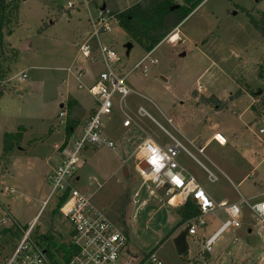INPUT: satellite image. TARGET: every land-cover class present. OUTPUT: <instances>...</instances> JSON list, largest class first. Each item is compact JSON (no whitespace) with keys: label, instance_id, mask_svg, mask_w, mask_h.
I'll return each mask as SVG.
<instances>
[{"label":"rangeland","instance_id":"rangeland-1","mask_svg":"<svg viewBox=\"0 0 264 264\" xmlns=\"http://www.w3.org/2000/svg\"><path fill=\"white\" fill-rule=\"evenodd\" d=\"M5 1L9 3V23L0 43V85L4 89L0 98V232L12 228L19 233L0 234V244L21 239L37 219L31 234L36 244L51 233L60 245L68 246L71 222L55 208L54 198L42 208L51 193L47 176L57 163V152L66 134L67 117L59 113L68 109L69 99H76L81 106L92 104L88 88L106 67L98 40L91 38L85 8L68 9L67 0ZM143 1L97 2H105L117 13ZM239 6L252 10L257 19L264 16V0H206L181 22L182 42L171 44L164 40L154 48L155 63H147L146 73L143 66L136 65L148 52L119 23H114L110 32L102 31L99 40L115 51L119 61L113 68L127 77L134 91L126 98L130 112L143 106L171 134L178 135L168 118L197 146H205V155H201L192 144H185L218 177L217 181L211 182L197 160L183 151L177 160H187L195 179L217 200L239 204L240 226L230 228L213 245L210 261L264 264V243L257 233V219L243 202V198L252 196L255 197L250 203L264 199V134L259 136L261 140L254 134L264 128V34L253 27ZM90 9L94 15L97 13L95 4ZM87 40L91 46L89 58L79 51ZM20 73L27 76L22 81L16 77ZM195 91L207 97L215 95L221 103H197ZM254 98L256 107L262 108L260 114L250 108ZM83 118L81 115L80 120ZM122 118L120 114L112 119L103 117L117 149L85 150L77 166L81 179L74 180V186L86 192L96 206L106 211L113 206L112 215L119 224L124 208L129 231L125 257L137 255L140 261L149 252L157 251L162 264H197L205 239L228 217L222 210L205 216L206 224H196L197 233L186 236V253L179 254L174 239L188 228V223L181 225L178 234L171 235L181 221L178 210L161 201L160 191L152 184L144 183L135 169L134 155L125 164L130 176L121 168L114 171L122 163L121 157L128 158L127 153L121 154L122 146L133 150L146 138V132L166 145L170 141L147 117L139 120L145 132L137 127L125 132L117 125ZM71 122L68 120L67 125ZM20 125L26 128L21 144L5 153L4 133L15 132ZM78 131L79 124L76 134ZM216 132L226 138V145L220 146L214 140L206 144ZM7 187L15 189V193L4 195ZM8 214L13 220L2 224ZM65 253L62 251L58 259L65 262Z\"/></svg>","mask_w":264,"mask_h":264},{"label":"built area","instance_id":"built-area-1","mask_svg":"<svg viewBox=\"0 0 264 264\" xmlns=\"http://www.w3.org/2000/svg\"><path fill=\"white\" fill-rule=\"evenodd\" d=\"M97 1L67 0L68 9L85 8L87 10L88 21L92 30L91 38L98 40L102 61L106 68L100 73L98 80L88 88L96 100V108L85 120L82 133L74 138L65 139L59 147L60 160L47 176L51 185V193L42 204V208H44L49 200L54 198L55 208L73 226L69 237L66 264H162L157 251L149 252L140 261L136 260L137 255H131L130 258L125 257L128 244V234L125 229L109 215L106 209L96 206L86 192L76 188L73 184V181L76 180L80 156L85 150L108 148L115 151L117 149V143L106 135L107 125L103 121V117L112 119L116 112L123 117V126L125 127L135 126L145 132L137 117H147L173 140L172 145L163 149L146 132V138L134 153L137 160L135 169L144 183H150L154 188L164 190L165 194L170 197L169 202L175 201L177 193L195 201L199 214L187 222L188 235L197 233L196 224H206L205 216L215 215L216 211L221 209L227 214L228 219L223 221L220 227L205 239L201 252L202 258L197 262V264H216L209 259L212 247L230 228L240 226V206L237 203H215L194 176L181 167L176 159L179 151L183 150L197 160L190 150L159 124L144 107L139 106L134 113L130 112L126 98L134 91L127 84V77L113 68L114 64L119 61L115 51L102 45L99 40L102 31H112L114 23L119 22L116 14L110 10L105 2L98 3ZM92 4L97 7L95 15L90 9ZM104 5L105 8L103 9ZM173 36H168L166 40L171 43L179 40L174 39ZM153 50L149 51L137 63L136 68L143 66L144 73L147 72V63H155L152 58ZM79 51L85 58L91 56L89 40L80 45ZM16 77L22 81L27 76L25 73H20ZM59 116H66V113L62 110ZM259 133L263 134L264 128L259 129ZM212 139L221 146L227 144L226 138L221 133L216 132ZM194 148L199 154L205 155V147L194 146ZM197 162L208 174L211 182L217 181L218 177L209 168L200 161L197 160ZM125 163H127L126 159H124ZM142 163L144 166H141ZM13 193H15V189L11 187L3 190L4 195ZM261 197H264V192L261 193ZM62 198H64V202L60 205ZM251 199L253 198H243V202L249 206L256 217L257 233L264 243V199L250 203ZM10 217L9 215L7 219L4 218L1 223L6 224L8 220H13V217L9 219ZM36 220H33L21 239L15 240L13 244L8 241L5 244L4 242L0 244V264H57L48 256L45 249L31 238Z\"/></svg>","mask_w":264,"mask_h":264},{"label":"trees","instance_id":"trees-1","mask_svg":"<svg viewBox=\"0 0 264 264\" xmlns=\"http://www.w3.org/2000/svg\"><path fill=\"white\" fill-rule=\"evenodd\" d=\"M203 1L204 0H144L142 3H137L134 6L115 14L119 25L124 29V31L128 33L136 43L149 52L157 47L162 40L176 26L186 19ZM239 8L244 13H247L253 27L261 34H264V16L257 19L253 16L252 10L242 6H239ZM8 9L9 3L5 0H0V43L3 42L4 29L9 23ZM43 29L39 32H42ZM2 75L3 74L0 71V77H2ZM3 94L4 89L2 85H0V98ZM194 94L196 97L198 96L197 91H195ZM197 103L216 105L221 103V100L215 95H211L210 97L201 95ZM261 106H264V99ZM70 124L67 125L65 131L67 139L71 135V128L68 127ZM25 130L26 128L23 125H20L17 131L4 133L2 142L3 151L5 153L13 151L21 144ZM51 132L52 128L49 129V133ZM63 202L64 198L61 199L60 205ZM179 212L181 215V221L177 227L182 224H186L190 219L199 214L198 206L192 198L187 199L186 203L181 207V209H179ZM121 223L123 225L125 224L124 218H121ZM8 232L13 233L14 235L19 233V231H12V228H6L2 230L0 234L5 236ZM39 244L45 249L48 256L57 264H66L69 245H60L51 233L47 235V237H41ZM62 251L66 252L63 256L65 262H63L62 259H58Z\"/></svg>","mask_w":264,"mask_h":264},{"label":"crops","instance_id":"crops-1","mask_svg":"<svg viewBox=\"0 0 264 264\" xmlns=\"http://www.w3.org/2000/svg\"><path fill=\"white\" fill-rule=\"evenodd\" d=\"M206 0H204L203 2H205ZM203 2L201 3V4H203ZM200 4V5H201ZM107 5V4H106ZM199 5V6H200ZM198 6V7H199ZM197 7V8H198ZM196 8V9H197ZM195 9V10H196ZM194 10V11H195ZM181 24V23H180ZM180 24L178 25V26H176L162 41H164V40H166V38L168 37V36H170V35H174V36H176L177 37V39H179V40H177L176 42H178V41H183V39H181L182 38V36H181V32H179V26H180ZM167 41V40H166ZM175 42V43H176ZM171 43V42H170ZM171 44H174V43H171ZM83 76V75H82ZM98 78L99 77H96L93 81H92V83L94 84L97 80H98ZM200 95V94H199ZM197 96L196 98H197V100H199V97L201 96ZM92 96V95H91ZM142 96V95H141ZM204 96V95H203ZM144 97V96H143ZM207 97V96H206ZM93 103L92 104H89V105H84V106H81L80 105V102L79 101H76V99H69V105H68V109H63V111L66 113V117H67V121H66V127H67V123H68V120H71L72 122H71V124H70V126H68V127H70L71 128V135L68 137V139L69 138H72V137H76V136H79L81 133H82V129H83V125H84V122H85V120L94 112V110H95V108H96V100H95V98L93 97ZM255 99L256 98H254V100H253V104H251V109H253V110H256L257 112H258V114H260V110L264 107H262L261 109H258V107H256L257 105H255ZM73 105V106H72ZM64 105L62 104L61 105V107H63ZM80 106V107H79ZM255 108H254V107ZM141 107H143V106H141ZM115 114H119V113H115ZM114 114V115H115ZM81 115H84V118L83 119H81L80 120V116ZM113 115V116H114ZM113 118V117H112ZM141 118H144V117H137V120H138V122H139V120L141 119ZM146 118V117H145ZM148 119V118H147ZM167 121L172 125V127L174 128V130L177 132V134L178 135H173L176 139H178L181 143H183L184 145L186 144V143H190V144H192L193 146H195V147H198V148H200V147H205V146H197L194 142H193V140L192 139H190V137L185 133V132H183L182 130H180V129H178L177 127H175L174 125H173V122L168 118L167 119ZM154 123V122H153ZM77 124H79V131H78V133L76 134V127H77ZM155 124V123H154ZM117 125L118 126H120L121 128H123L124 129V131L125 132H130L131 130H133V128H136L135 126H129V127H125V126H123V118H122V121L119 119V121H118V123H117ZM155 125H157V124H155ZM158 126V125H157ZM66 127H65V129H66ZM159 127V126H158ZM159 129L164 133V135H165V138H167L169 141H170V144H168V145H166V142H163V141H161L160 139H159V137H155V136H151V138L154 140V142L156 143V144H158L161 148H163V149H166V148H168L170 145H172L173 144V140L171 139V138H169V136L159 127ZM206 129H207V127H206ZM261 129V128H260ZM167 130V129H166ZM26 131V130H25ZM168 131V130H167ZM106 132V135H108L107 134V132H108V130L107 131H105ZM213 134H215V133H213ZM213 134L212 135H210V137L208 138V140H207V142H206V144H208V143H210L211 141H213V139H212V136H213ZM254 134L256 135V137L259 139V140H261V138L259 137L260 135H263V134H260L259 133V130H258V134L257 133H255L254 132ZM75 135V136H74ZM109 136V135H108ZM65 139H67L66 138V136H65V138L63 139V140H65ZM112 139V138H111ZM145 139V138H144ZM143 139V140H144ZM143 140H141L142 142H143ZM139 142V144L133 149V150H130L129 149V147L126 145V146H122V150H120L121 151V154L122 155H125L126 153L128 154V158H125V157H121L122 158V163L120 164V165H118V166H116V168H115V170L114 171H116V170H118V169H123L124 170V173L127 175V176H130V172H129V170L125 167V164H124V159H126L127 161L129 160V158L130 157H132L133 155H134V153H135V151L137 150V148H138V146L142 143V142ZM205 144V145H206ZM221 146V145H220ZM58 148V147H57ZM94 150H96V149H94ZM56 151H57V149H56ZM181 151H183V150H180L179 151V153H178V155H177V157L180 155V153H181ZM184 152V151H183ZM185 154H187L186 152H184ZM57 154H58V156H59V158H58V160H57V163L59 162V160H60V154H59V152H57ZM188 155V154H187ZM189 156V155H188ZM177 157H176V159H177ZM178 161V163L181 165V167H183L184 169H186L191 175H193L192 174V172H191V170H190V168L188 167V161L186 160V162L187 163H184V162H180L179 160H177ZM57 163L52 167V168H54L56 165H57ZM51 168V169H52ZM202 168V167H201ZM50 169V170H51ZM195 178V177H194ZM80 179H81V176L78 174V172H77V175H76V181H80ZM199 183V182H198ZM145 184H149V183H145ZM202 187V186H201ZM159 191H160V200L162 201H166V204L167 205H169L171 208H173V209H176V210H178V212H179V209H181V207L186 203V201H187V198L185 197V196H183V195H181V194H179V193H177L176 194V197H175V201L173 202V200L172 201H170L169 202V199H170V197L168 196V195H166L165 194V191L164 190H162V189H158ZM205 191L210 195V197L213 199V201L215 202V203H217V204H220V203H223V202H225V203H227L225 200H217L215 197H214V195L212 194V192L210 191V190H208V189H205ZM137 193V192H136ZM255 196H252V197H250V198H254ZM120 199H122V197L120 198ZM227 204H230V203H227ZM161 205H164V202H162V204ZM122 208H123V206H122ZM140 208H142V206L140 207ZM224 213H225V211L223 210V209H221ZM113 211H114V209H113V206L111 207V209H109V211H107L108 213H109V215L113 218L114 216L112 215L113 214ZM123 215H124V221H125V224L123 225L122 223H121V225H122V227L125 229V231L127 232V234L129 235V231L126 229V223L128 222V218L125 216V213H124V208H123ZM220 211V210H219ZM112 212V213H111ZM180 213V212H179ZM226 214V213H225ZM213 215V214H212ZM181 216V215H180ZM226 216H227V214H226ZM228 217V216H227ZM114 219V218H113ZM115 220V219H114ZM180 223V222H179ZM178 223V224H179ZM177 224V225H178ZM177 225L175 226V228L173 229V231L171 232V235L172 234H178L177 233V230L181 227V225L179 226V227H177ZM249 231L251 232L252 230L251 229H249ZM170 237V236H169Z\"/></svg>","mask_w":264,"mask_h":264},{"label":"water","instance_id":"water-1","mask_svg":"<svg viewBox=\"0 0 264 264\" xmlns=\"http://www.w3.org/2000/svg\"><path fill=\"white\" fill-rule=\"evenodd\" d=\"M105 8V5L103 6V9ZM132 47V44L129 43L127 45L128 50H130V48ZM23 49H26V47H24ZM141 166H144V163L141 164ZM188 229L186 228L184 229L182 232H180L174 239L177 251L179 254L183 255L184 253H186L187 251V243H186V236L188 234Z\"/></svg>","mask_w":264,"mask_h":264},{"label":"bare ground","instance_id":"bare-ground-1","mask_svg":"<svg viewBox=\"0 0 264 264\" xmlns=\"http://www.w3.org/2000/svg\"><path fill=\"white\" fill-rule=\"evenodd\" d=\"M173 38H174V39H177V37H176V36H173Z\"/></svg>","mask_w":264,"mask_h":264}]
</instances>
